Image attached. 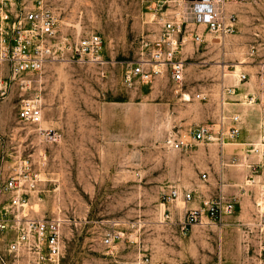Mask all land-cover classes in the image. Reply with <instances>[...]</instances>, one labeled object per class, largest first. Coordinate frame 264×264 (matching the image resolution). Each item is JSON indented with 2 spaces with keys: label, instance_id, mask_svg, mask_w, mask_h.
Returning <instances> with one entry per match:
<instances>
[{
  "label": "rangeland",
  "instance_id": "1",
  "mask_svg": "<svg viewBox=\"0 0 264 264\" xmlns=\"http://www.w3.org/2000/svg\"><path fill=\"white\" fill-rule=\"evenodd\" d=\"M187 6L188 0H54L59 32L71 42L98 34L103 61L50 60L42 72L26 75L25 90L13 80L0 96V133L10 132L2 174L19 155L34 162L37 184L27 192L24 213L66 220L62 264H106L101 236L112 228L123 259L140 251L162 264H264V250L247 225L256 218L264 183V157L250 151L264 143V0L227 3L236 20L222 41L200 25L202 42L196 43L189 25L178 55L185 61L181 82L166 66L155 67L160 73L148 80H123L124 69L152 49L164 20L184 15ZM237 68L245 77L223 82L222 72ZM8 76L0 63V81ZM38 84L42 121L20 122L19 99ZM198 92L204 97L196 98ZM233 115L240 134L221 148L219 129L226 131ZM38 126L54 128L58 139L43 141ZM202 126L210 140L181 149L167 145L168 136ZM220 184L224 195L239 198L233 213L218 224L182 229V198L167 203L163 194L171 187L180 195L191 190L187 205L199 206Z\"/></svg>",
  "mask_w": 264,
  "mask_h": 264
},
{
  "label": "built area",
  "instance_id": "2",
  "mask_svg": "<svg viewBox=\"0 0 264 264\" xmlns=\"http://www.w3.org/2000/svg\"><path fill=\"white\" fill-rule=\"evenodd\" d=\"M231 1L188 0L184 15H174L164 20L160 32L153 39L152 49L141 52L139 60L131 62L124 69L123 80H148L152 74L160 73L159 68L155 67L166 66L172 79L181 82L185 61L178 55L182 44L187 41L185 33L188 26H195L191 28V33L196 43L202 42V33L197 29L200 25L222 41L234 31L236 15L226 12V4ZM101 51L102 39L96 33L71 42L59 32L54 0H0V63L6 64L9 71V76L0 81V96L6 94L8 83L13 80L25 90L29 83L26 75L40 73L50 60H90L98 63L103 61ZM244 77V74L239 75V79ZM195 97L201 99L204 95L198 92ZM17 118L26 124L40 123L42 98L39 89L19 99ZM239 120L238 115H233L228 129H219L217 142L221 147L225 141L239 136ZM38 131L47 142L58 139V133L52 129L38 127ZM2 139L0 133V194L4 195L0 204V264H62V235L66 220L59 215L39 218L24 213L27 192L35 188L37 174L33 171L31 158L24 155H19L7 174H2L1 165L5 156L1 148ZM210 139V129L202 126L190 129L188 134H172L167 137L166 143L173 149H181L190 146L194 140ZM250 151L264 157V143L254 144ZM249 168L253 169V164ZM203 177H206L205 173ZM248 182L253 185V179H248ZM259 190L255 201L256 218L247 225L255 230L259 250H264V183ZM163 195L167 203L182 198L183 217L179 220L182 229L193 224H218L224 215L232 214L238 204L237 196H226L221 191L201 197L196 207L187 205L194 197L191 190L180 195L177 188L171 187ZM164 212V217L170 219L169 212ZM204 218H208L209 222ZM116 240L118 232L114 228L101 236V242L106 248V264H162L140 251L131 260L119 257ZM177 264L199 263L182 261Z\"/></svg>",
  "mask_w": 264,
  "mask_h": 264
},
{
  "label": "crops",
  "instance_id": "3",
  "mask_svg": "<svg viewBox=\"0 0 264 264\" xmlns=\"http://www.w3.org/2000/svg\"><path fill=\"white\" fill-rule=\"evenodd\" d=\"M41 72H42V71H41ZM38 86H39V84H38ZM38 86H35V90H37V89L40 90V92H41V98H42V100H43L42 87H41V85H40L39 87H38ZM42 106H43V102H42ZM42 116H43V115H42ZM41 121H42V118H41ZM41 121H40V122H41ZM39 124H40V123H39ZM39 124H38V125H39ZM38 127H40V126H38ZM41 128H48V127H44V126H43V127H41ZM48 129H52V130L56 131L54 128H48ZM37 130H38V128H37ZM56 132H57V131H56ZM57 133H58V132H57ZM58 134H59V133H58ZM2 135H3V139H2V142H3V143H2V145H1V148L3 149V151H4L5 155H6V154H9V153H8V150H7V149H8V148H7V142H9L8 140H9V137H10V132H5V133H3ZM42 140L45 141V140L43 139V137H42ZM46 142H47V141H46ZM221 148H222V147H221ZM41 154H44V156H45V152H39L38 156H41ZM222 154H223V153H222V150H221V157L223 156ZM39 160L42 161L43 159H41V157H39ZM33 166H34V162L32 163V167H33ZM248 167H249V166H248ZM7 170H9V168H6V169H5V173H6V174H7V172H8ZM35 170H36V168L33 167V171H34V172H36ZM3 172H4V170H3ZM36 174H37V173H36ZM223 186H224V185H222V184L219 185V191H221V192L224 194V192H223V191H224V190H223ZM213 195H214V194H213ZM236 195H237V194L235 193L233 196H236ZM238 203H239V198H238ZM198 204H199V203H198ZM196 206H197V205H193V204H192V205H191V204L188 205V207H196ZM104 254H105V252H104ZM118 256L121 257V255H120L119 253H118Z\"/></svg>",
  "mask_w": 264,
  "mask_h": 264
},
{
  "label": "bare ground",
  "instance_id": "4",
  "mask_svg": "<svg viewBox=\"0 0 264 264\" xmlns=\"http://www.w3.org/2000/svg\"><path fill=\"white\" fill-rule=\"evenodd\" d=\"M218 62V61H217ZM237 67L239 66L238 64L236 65ZM222 78H223V82L225 81H230L232 78L236 80V83H239V76H238V68L235 69V70H228V71H223L222 72ZM188 94V93H187ZM185 94L184 96H186V99H189V96ZM246 94V93H245ZM185 98V97H184ZM239 100V98L237 99ZM230 103V101H228V104ZM244 103V102H243ZM239 105V104H238ZM242 126V125H241ZM41 127V126H40ZM251 128H254V127H251ZM254 130V129H253ZM256 130V129H255ZM255 144V143H254ZM260 145V144H259ZM245 161V160H244ZM243 164V163H241ZM257 176H260V175H257ZM227 177V175H226ZM235 178V177H234ZM258 180H259V177H258ZM206 222H209V221H206Z\"/></svg>",
  "mask_w": 264,
  "mask_h": 264
}]
</instances>
